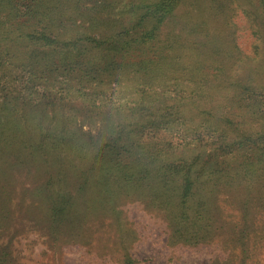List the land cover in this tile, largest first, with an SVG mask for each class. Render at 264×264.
<instances>
[{
    "label": "trees",
    "instance_id": "trees-1",
    "mask_svg": "<svg viewBox=\"0 0 264 264\" xmlns=\"http://www.w3.org/2000/svg\"><path fill=\"white\" fill-rule=\"evenodd\" d=\"M181 2L0 0V203L11 201L18 183L16 171L34 183L38 202L44 200L57 221L73 211L77 199L71 194L75 175L65 169H74L78 188L98 185L100 203L115 213V200L130 198L135 185H144L150 199L162 198L165 201L160 202L167 205L175 196L195 199L193 186L199 178L214 183L229 180L231 173L223 172L221 162L233 166L234 161L252 163L255 157L263 165L264 124L258 138L242 126L250 117L264 118V92H250L246 100L252 108L240 113L234 106L207 100L201 81L192 82L194 69L183 66L176 53L167 55L172 59H159L154 70L153 59L147 63L127 57L158 35ZM258 2L264 26V0ZM119 4L122 8L114 13ZM225 41L209 50L222 73L216 79L247 91L250 86L242 80L248 75L240 77L235 68L241 62L238 47L230 39ZM19 42L29 43L30 50L17 53ZM92 49L108 56L102 67L90 61ZM117 66H135V79L142 77L137 95L122 98L108 89L109 82L98 78ZM76 100L79 109L99 116L102 124L95 131H69L67 119L64 125L48 121L51 126L45 127L38 119L46 108L55 111L57 105ZM11 101L23 106L10 107ZM242 101L241 95L232 100ZM193 148L199 151L188 155ZM219 156L221 162L210 163L211 157ZM175 179L183 185H175ZM158 186L168 194L160 193Z\"/></svg>",
    "mask_w": 264,
    "mask_h": 264
},
{
    "label": "rangeland",
    "instance_id": "rangeland-1",
    "mask_svg": "<svg viewBox=\"0 0 264 264\" xmlns=\"http://www.w3.org/2000/svg\"><path fill=\"white\" fill-rule=\"evenodd\" d=\"M217 3L182 0L158 35L143 50L137 47L127 57L134 62L143 59L148 63L153 59L154 70L159 59H172L167 55L176 53L182 65L194 69L192 82L201 81L207 100L215 99L219 105L234 106L244 113L252 108L250 100H246L250 92H264L262 9L258 0ZM120 8L122 4L116 5L113 12L118 13ZM228 39L234 41L241 55V62L235 66L239 76H249L242 80L250 86L247 91L241 92L232 84L225 86L216 79L222 73L209 50L226 44ZM15 45L20 55L31 48L27 42ZM88 55L100 67L108 61V56L104 58V53L95 49ZM134 69L135 66H117L98 78L109 82L108 89L116 90L122 98H131L137 95V82L142 80L135 79ZM96 80L93 78L94 83H98ZM238 95L245 101L235 104L232 100ZM12 106L18 105L11 101ZM79 107L81 103L76 100L57 105L55 111L46 108L38 119L44 120L45 127H50L51 122L64 125L62 121L67 119L69 131H95L102 124L97 120L99 116ZM263 124L264 118L253 116L242 128L258 138ZM198 151L193 148L187 154ZM222 157H211L210 163L221 162ZM262 158L263 165L255 162V157L252 163L234 161L233 166L221 162L223 172L231 173L229 180L214 183L208 177L199 178L193 186L197 191L195 199L174 195L176 198L166 201L167 205L160 202L162 198L150 199L144 185H135L130 198L121 196L118 202L115 200V213L111 206L100 203L102 195L95 189L98 185L78 188L74 169H65L68 175H75L71 194L77 199L73 211L57 221L49 215L46 202H38L34 183L24 172L16 171L13 176L19 184L13 189L11 201L0 203V264H264V154ZM165 181L172 193L171 183L166 178ZM174 183L183 185L178 179ZM167 189L159 187L160 193L166 195Z\"/></svg>",
    "mask_w": 264,
    "mask_h": 264
}]
</instances>
